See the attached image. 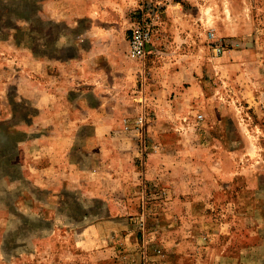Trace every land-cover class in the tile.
<instances>
[{
  "label": "crops",
  "instance_id": "0c3cea01",
  "mask_svg": "<svg viewBox=\"0 0 264 264\" xmlns=\"http://www.w3.org/2000/svg\"><path fill=\"white\" fill-rule=\"evenodd\" d=\"M30 3L38 7L34 19L43 23L46 40L55 39L63 47L88 43L93 52L124 30L126 17L119 10L126 14L133 4L132 0ZM167 5L168 12L189 10L179 1ZM198 63L169 65L168 71L167 65H27V92L20 75L4 80L0 87L4 189H12L20 199L45 191L50 213L58 209L59 201L56 212L67 216L72 212L70 201L82 213L95 212L96 206V215L106 216L83 229L96 231L99 246L110 245L107 239L112 233L117 236L118 210L130 213L137 208L133 200L144 199L147 213L158 215V245L167 258L194 264H252L255 259H246V249L239 247L242 242L223 220L225 209L216 200L218 193L234 188L235 176L228 168L232 161L223 154L226 146L216 149L212 143L199 142L193 128L189 130L194 137L180 140L182 118H205L209 112L205 105L212 97L203 93ZM148 82L157 87L152 94L147 93ZM19 98L27 102L24 109L15 105ZM144 110L149 151L138 159L144 139L140 145L142 136L128 130L125 120L132 122ZM18 111L25 112L21 118ZM215 236L224 237V243H216ZM234 246L236 251H231Z\"/></svg>",
  "mask_w": 264,
  "mask_h": 264
},
{
  "label": "rangeland",
  "instance_id": "374dc122",
  "mask_svg": "<svg viewBox=\"0 0 264 264\" xmlns=\"http://www.w3.org/2000/svg\"><path fill=\"white\" fill-rule=\"evenodd\" d=\"M146 1L132 0L126 14L119 10L126 17L124 30L93 52L88 43L63 47L55 39L46 40L43 23L34 19L38 7L30 0H0V87L4 80L20 75L27 92V65H167L168 71L169 65H193L197 60L203 93L212 98L200 123L192 115L182 118L180 140L194 137L189 130L193 128L199 142L212 143L216 149L226 146L223 154L231 159L229 173L235 177L234 188L216 196L225 209L220 216L234 228L246 259L253 256L252 264H264V0H167V4L179 1L189 10L168 12V5L163 6L154 26V46L139 61L129 55V39ZM217 42L226 45L225 53L214 51ZM209 61L213 65H207ZM149 84L147 93L152 94L157 87ZM19 99L15 105L24 109L27 102ZM22 113L18 111L17 118ZM134 132L142 136L140 145L144 139L142 154L137 156L141 159L148 155L150 139L140 130ZM4 176L0 180V264H194L164 256L157 240L158 215L147 213L144 199H134L132 205L137 208L130 213L118 210L117 236L112 233L107 239L110 245L99 246L96 231L83 229L106 216L96 215V206L95 212L82 213L70 201L72 212L67 216L56 212L59 201L58 209L50 213L45 191L38 190V197H14L12 189L3 187ZM214 240L224 243V237Z\"/></svg>",
  "mask_w": 264,
  "mask_h": 264
},
{
  "label": "built area",
  "instance_id": "2783aa9c",
  "mask_svg": "<svg viewBox=\"0 0 264 264\" xmlns=\"http://www.w3.org/2000/svg\"><path fill=\"white\" fill-rule=\"evenodd\" d=\"M166 3L167 0H148L145 2L146 7H143L139 19L134 23L129 39V55L133 59L139 61H144L146 59L155 36V23L163 13V6L166 5ZM210 36L214 37L215 34L210 32ZM214 51L217 54H223L226 52V45L223 42H217ZM203 118L202 116L196 117V122L200 123ZM125 123L128 130H140L141 133L145 135L147 125V114L145 110L135 118L134 124H131L128 120H125ZM140 224L142 227L146 226V219L144 216H141Z\"/></svg>",
  "mask_w": 264,
  "mask_h": 264
}]
</instances>
